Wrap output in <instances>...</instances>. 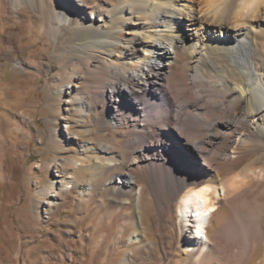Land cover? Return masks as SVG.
I'll return each mask as SVG.
<instances>
[{
    "label": "bare ground",
    "instance_id": "bare-ground-1",
    "mask_svg": "<svg viewBox=\"0 0 264 264\" xmlns=\"http://www.w3.org/2000/svg\"><path fill=\"white\" fill-rule=\"evenodd\" d=\"M107 1L105 8L98 9L86 0L0 3L11 7V17L22 21L31 16L27 9L29 13H24L25 6H38L44 16L39 35L57 37L62 26H70L68 41L77 40L71 48H81L88 58L81 69L100 73L102 89L92 95L84 91L81 99L89 107L86 98H100L108 107L113 129L125 134L119 148L126 150L128 159L121 170L114 169L117 160H123L122 154L117 159L110 146L102 149L109 155L98 166L111 174V182L132 191L139 185L135 172L140 169L165 193L180 198L199 187L193 182L207 181L213 186L207 204L182 205L179 198L177 219L182 233L175 240L176 255L181 258L175 264H204L213 253L222 251L220 243L227 227L240 225L239 215L250 213L256 216L252 246L237 244L234 251L235 263L244 264L249 251L262 240L259 214L264 210V154L225 176L223 168L235 165L231 153L246 144L250 133L241 132L238 146L229 149L222 139L227 130L239 125L251 127L250 122L245 123L249 115L252 131L264 144V0ZM19 5L21 13L16 14ZM103 13L107 20L100 18ZM239 103L247 115L231 120L230 108ZM89 182L84 189L96 191ZM140 188L135 192L137 218L143 222ZM224 203L233 215L221 219L211 232ZM194 211L204 225L196 237L189 227L194 223Z\"/></svg>",
    "mask_w": 264,
    "mask_h": 264
},
{
    "label": "rangeland",
    "instance_id": "rangeland-1",
    "mask_svg": "<svg viewBox=\"0 0 264 264\" xmlns=\"http://www.w3.org/2000/svg\"><path fill=\"white\" fill-rule=\"evenodd\" d=\"M52 1L59 4L64 0ZM86 1L93 9L108 4ZM1 4L0 264H175L181 258L176 255L175 240L182 233L177 219L180 197L165 193L140 169L135 172L139 185L129 191L111 182V174L98 166L109 155L102 149L110 146L117 159L118 153L122 154L123 160H117L114 169L121 170L128 159L126 150L119 148L125 134L113 129L108 107L100 98H86L89 107L81 99L84 91L92 95L102 89L103 82L100 73L81 69L88 58L81 48H71L77 40L68 41L70 26H62L57 37L44 32L39 35L44 16L38 6H25L24 13L28 10L31 16L22 21L11 17V7ZM21 8L16 6V14ZM100 18L107 20L105 13ZM230 111L231 120L247 115L241 103ZM251 121L253 118L246 116L245 123L250 122L251 127L239 125L227 130L222 139L229 149L238 146L241 132L250 133L246 144L231 153L235 165L223 168L225 176L264 154V144L252 131ZM62 182L65 185H60ZM88 182L95 193L84 189ZM138 187L143 190V222L137 218ZM220 209L211 232L221 219L233 215L227 203ZM262 212V240L249 251L244 264H264ZM238 218L241 224L227 227L223 234L222 251L213 253L204 264H236L237 244L251 248L256 216L248 213Z\"/></svg>",
    "mask_w": 264,
    "mask_h": 264
},
{
    "label": "clouds",
    "instance_id": "clouds-1",
    "mask_svg": "<svg viewBox=\"0 0 264 264\" xmlns=\"http://www.w3.org/2000/svg\"><path fill=\"white\" fill-rule=\"evenodd\" d=\"M194 184H198L199 187L191 189L189 192L185 193L184 196L180 198V204L182 205H191L195 202H201L204 204L208 203V199L211 196L213 192V186L205 182H193ZM203 215L207 216L209 215L208 212H204ZM197 213L193 212V220L194 223H192L189 227L191 228V235L193 237H196L199 232L203 229L204 225L200 224V222L196 219Z\"/></svg>",
    "mask_w": 264,
    "mask_h": 264
}]
</instances>
